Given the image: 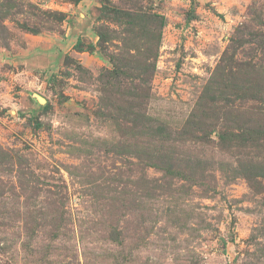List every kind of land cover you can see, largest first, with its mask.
Masks as SVG:
<instances>
[{"label":"rangeland","instance_id":"rangeland-1","mask_svg":"<svg viewBox=\"0 0 264 264\" xmlns=\"http://www.w3.org/2000/svg\"><path fill=\"white\" fill-rule=\"evenodd\" d=\"M0 264H264V0H0Z\"/></svg>","mask_w":264,"mask_h":264}]
</instances>
